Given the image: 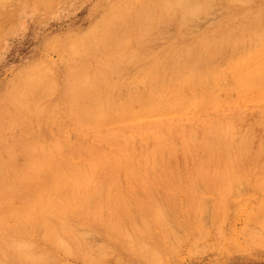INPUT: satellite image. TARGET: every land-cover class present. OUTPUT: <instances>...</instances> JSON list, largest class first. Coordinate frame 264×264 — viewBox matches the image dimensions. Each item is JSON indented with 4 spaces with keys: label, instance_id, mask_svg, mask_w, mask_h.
I'll list each match as a JSON object with an SVG mask.
<instances>
[{
    "label": "rangeland",
    "instance_id": "rangeland-1",
    "mask_svg": "<svg viewBox=\"0 0 264 264\" xmlns=\"http://www.w3.org/2000/svg\"><path fill=\"white\" fill-rule=\"evenodd\" d=\"M145 1L0 0V109L2 110H0V176L4 173L0 177V181L2 182H0V203L7 202L13 204L14 202L17 205L28 198V196L24 195H29L35 191V187L33 186L41 183L51 185L54 182V175H48L47 170L41 171L38 168V163L43 159V162L49 167L59 166L66 169H75L79 173L77 176H80L79 180L81 181H79L80 185L78 184L76 185L77 187H74V191L71 192V188L66 189L67 191L64 192L59 203L56 205L57 208L55 206L56 209L54 205L51 206L53 214L50 209L47 214V217L52 219L51 221L46 217L47 220H44L38 212H35L32 216L33 220H24L21 223L19 220H15V223L14 219H8L0 225L1 264H39V257L42 260L45 258L42 264H62L61 262L64 263V261V264H102V262L103 264H264V141L261 142V140H264V0H210V4L204 0H194L188 2V4L187 2L180 3L181 5L177 4L168 15L164 13L165 7H161V0H154L156 3L153 0H147L146 3ZM144 4L145 7H143ZM132 7L133 9H131ZM159 16L161 18L155 19ZM116 17H119V19ZM254 18L256 20L258 18V22ZM210 19H214V22ZM247 21L249 24H247ZM140 24L144 25L143 28ZM207 24L210 25L207 26ZM201 27L203 28L201 29ZM170 34L176 37H170ZM251 37H253V40ZM154 38L158 40L157 44ZM205 38L207 41L204 40ZM247 38H249L250 43L246 40ZM105 44L106 47H104ZM132 44L133 47L131 46ZM121 47H127L126 49L130 51H135L136 49L140 51L137 58H128V62L126 61L127 66L124 70L115 75H108L114 90L112 89L108 95L106 93L102 96V103L104 105H107V102L109 103L108 105L122 104L131 96H140L138 97V102H136L139 104V102H145L147 96L152 93L151 91L159 95L169 93V88L163 84L164 79L170 75L171 68L179 61L178 63H190L180 81L186 80L188 73L203 71V75L197 83L185 86L179 91L180 95L185 99V106L183 105L172 113L151 115L141 112L136 117L123 119L109 115L113 111H110L109 107H106L105 112L108 115L105 118L106 120L94 118L91 115L95 111L94 103L86 96L84 86L77 81V76L84 74V76H80L82 79L101 74L107 67L106 58L109 55L115 56L117 53L115 52L117 51L116 48ZM157 47H160V49L158 50ZM145 54H147V58L143 57ZM143 65L146 66L144 67ZM130 66H132L131 69ZM119 74L121 75L119 76ZM247 76L252 79L249 86L242 83V80L246 79ZM41 77L47 84L46 88L41 89V91L39 88V91L43 94H40L38 91V86L43 83ZM33 78H37L38 81L40 80L39 85L35 87L38 92L34 88H31L30 80ZM48 83L51 84L49 85ZM45 85L43 84V87ZM40 86L42 87V85ZM48 88L50 91H48ZM50 88L55 90L52 91ZM44 89H46V92H43L45 91ZM128 91L132 94L130 95ZM35 92H37L36 96ZM118 94L121 95V99ZM82 95L84 96L82 97ZM39 96L41 100L43 99L41 103L38 102V100L40 101ZM25 99L29 102L26 103ZM29 103L32 105H28ZM35 106H39L37 108L39 113L36 111ZM190 106L192 109L189 108ZM40 115L41 120L39 119ZM211 116L213 120L210 118ZM30 117H33L31 121ZM252 120L255 124H253ZM40 121L41 124L39 123ZM243 122H245V125ZM206 123L209 125L207 126ZM168 126L169 128H167ZM144 128L146 131H144ZM224 129H227L230 135L234 136V139L236 138L235 140L245 142L246 150L240 148L238 150L236 145L224 150L220 135ZM32 132L34 135H32ZM211 132H213L214 136ZM172 136L174 138L171 140ZM188 139H190L191 143ZM216 139H218L221 146L215 152L210 151ZM254 139L255 141L253 142ZM123 140L129 142V145ZM145 146H147V149H145ZM142 147H144L145 151ZM176 147L178 150L175 149ZM260 148L263 149L262 154ZM91 149L92 151H90ZM176 150L179 152L176 153ZM140 151H144V153ZM164 151L169 153H163ZM222 151H224V154H221ZM230 151L233 155H230ZM240 151L243 152L242 156ZM112 153L119 158V165H113L107 159V155ZM198 153L201 154L199 155ZM167 154L171 158V161L170 158H167ZM214 154L216 155L214 156ZM201 156L203 161L201 160ZM226 157L227 159H225ZM82 161L86 166L82 164ZM178 163H180V169L178 168ZM134 164L135 167L133 168ZM154 165L156 166L155 169ZM32 166L33 168H31ZM119 166L124 168H120ZM128 167L130 168L128 169ZM118 168H120V171ZM226 168L235 173H233L232 177L240 178L241 181L236 178L231 179V175L229 178L228 175H212L213 172L220 174ZM234 168L235 170H233ZM19 169L22 171L20 172ZM132 169L136 170V174L132 173L135 172ZM156 169H159L157 170L158 172H155ZM29 170L33 171L30 172L31 175L29 174ZM23 171L24 173L22 174ZM83 172H86L84 174L85 178L82 177ZM132 174H135V176ZM6 178L7 181L5 180ZM109 178L113 181L112 184L109 182ZM227 179H230V181ZM39 180L42 182L40 183ZM235 180L238 185L234 183ZM32 181L36 182L35 185ZM20 182L22 185H20ZM68 183L67 181L66 185ZM232 183H234V186ZM7 186L12 190L8 189ZM119 188L122 190L120 191ZM1 189H3L2 192ZM16 192H20L18 193L19 196ZM10 193L13 195L10 196ZM157 195H160V197L158 198ZM72 199L74 202H72ZM157 199L158 201H156ZM107 201L110 203L108 204ZM99 202L101 203L100 205ZM203 204H205L204 207L202 206ZM206 207L208 210H205ZM131 210L133 215H131ZM205 211L209 213H205ZM50 212L52 217L49 214ZM56 212L57 214H55ZM206 214L209 215L207 216ZM205 218L207 219L206 222L204 221ZM140 219L142 223L139 221ZM53 220H56V222ZM202 220L205 226L202 224ZM62 222L65 226L62 225ZM22 223L24 225H21ZM66 223L69 224L72 230L68 228L69 226ZM41 224L45 228H42ZM176 226L182 231L177 229ZM80 227L82 228L79 229ZM55 228L59 239L61 237V239L66 241L63 240L64 244L61 240L58 242V237L53 233L55 232ZM40 229H42L41 232L38 231ZM42 231L45 235L42 234ZM173 234L176 238L174 236L172 238ZM135 236L139 239L137 240ZM76 238H78V241ZM135 238L137 241H135ZM51 239L57 240V242ZM2 240L5 241L3 242ZM19 241L27 245V241L35 244L29 243L30 248L26 247V249L30 252L26 253V249H23L25 247L20 248V245L23 246V244L19 243ZM131 241H135L136 243L132 245ZM138 241L144 242L140 245L148 243L147 251L145 245L142 246L145 252L142 251L143 249L139 246ZM177 242L180 243L178 244ZM54 243L55 245H53ZM65 243L68 245H65ZM16 244L19 247L17 249L15 247ZM80 244L86 245L82 246V248ZM63 245L65 248H68H63ZM13 247L15 248L13 249ZM148 247L150 250H148ZM85 248L90 250L87 251ZM15 249L17 252H15ZM35 250L36 254L32 255L31 260L28 259V257H31L32 251L35 253ZM101 251H106V255L103 253L106 259L102 256ZM97 252L98 254L101 253L99 255L102 256L97 260L100 261L102 259L100 263L95 260L98 259L95 258L98 255ZM112 252L114 253L113 255ZM118 252L119 254H116ZM94 254L97 255L95 256ZM141 254H146V256L144 257ZM147 255L151 257L149 258ZM48 257L49 260H53L49 261ZM25 260H29L30 262H26ZM48 261L51 263H48Z\"/></svg>",
    "mask_w": 264,
    "mask_h": 264
},
{
    "label": "bare ground",
    "instance_id": "bare-ground-1",
    "mask_svg": "<svg viewBox=\"0 0 264 264\" xmlns=\"http://www.w3.org/2000/svg\"><path fill=\"white\" fill-rule=\"evenodd\" d=\"M150 1V0H149ZM154 1V0H153ZM162 1V3H161V7L162 6H164L165 7V11H164V13H166L167 15L168 14H170L171 13V11H172V9L177 5V4H182V3H186L187 2V4H188V2H191V1H194V0H161ZM198 1V0H197ZM204 1H207V3L209 2V4H210V0H204ZM226 1H232V0H226ZM245 1V0H244ZM147 2V0L145 1V3ZM155 2V1H154ZM156 3V2H155ZM158 3V2H157ZM192 3H195V2H192ZM204 3V2H203ZM229 3V2H228ZM236 3V2H235ZM159 4V3H158ZM180 4V5H181ZM205 4V3H204ZM230 4V3H229ZM236 4H238V3H236ZM154 5V4H153ZM193 5V4H192ZM191 5V6H192ZM206 5V4H205ZM233 5H235V4H233ZM246 5V4H245ZM133 6V5H132ZM143 6V5H142ZM147 6V5H146ZM152 6V5H151ZM160 6V5H159ZM185 6H187V5H185ZM203 6V5H202ZM240 6V5H239ZM124 7V6H123ZM143 7H145V4H144V6ZM157 7V6H156ZM160 7V8H161ZM184 7V6H183ZM195 7V6H194ZM196 7H198V6H196ZM210 7H211V5H210ZM209 7V8H210ZM229 7V6H228ZM234 7V6H233ZM148 8V7H147ZM152 8V7H151ZM159 8V7H158ZM199 8H200V6H199ZM204 9H205V7H203ZM227 8V7H226ZM237 8V7H236ZM243 8V7H242ZM1 9V8H0ZM131 9H133V7L131 8ZM184 9H186V8H184ZM232 9V8H231ZM262 9H263V7H262ZM175 10V9H174ZM192 10V9H191ZM197 10V9H196ZM206 10H208V9H206ZM229 10V9H228ZM235 10V9H234ZM237 10H239V9H237ZM260 10V9H259ZM144 11V10H143ZM145 11H146V8H145ZM149 11V10H148ZM157 11V10H156ZM161 11H162V9H161ZM176 11H178V10H176ZM190 11V10H189ZM201 11H202V9H201ZM225 11V10H224ZM231 11V10H230ZM229 11V12H230ZM261 11V10H260ZM263 11V10H262ZM159 12V11H158ZM163 12V11H162ZM186 12V11H185ZM228 12V13H229ZM232 12V11H231ZM239 12V11H238ZM141 13V12H140ZM152 13H153V11H152ZM189 13V12H188ZM193 13H195V12H193ZM205 14H206V12H204ZM220 13V12H219ZM256 13V12H255ZM258 13V12H257ZM177 14V13H176ZM186 14V13H185ZM191 14V13H190ZM208 14V13H207ZM217 14V13H216ZM215 14V15H216ZM234 14V13H233ZM253 14V13H252ZM251 14V15H252ZM115 15V14H114ZM146 15V14H145ZM159 15H161V14H159ZM182 15V14H181ZM196 16H198L197 14H195ZM214 15V16H215ZM221 15V14H220ZM231 15V14H230ZM236 15V14H235ZM257 15V14H256ZM262 15V14H261ZM116 16V15H115ZM129 16H131V15H129ZM143 16H144V13H143ZM152 16H154V15H152ZM171 16V15H170ZM177 16V15H176ZM259 16V15H258ZM122 17V16H121ZM191 17H193L192 15H191ZM195 17V16H194ZM224 17V16H223ZM116 18H118L119 19V17H116ZM139 18H141V17H139ZM144 18V17H143ZM150 18V17H149ZM148 18V19H149ZM159 18H161V16H159V17H157V18H155V19H159ZM226 18V17H225ZM227 18H229V17H227ZM136 19V18H135ZM154 19V18H153ZM184 19V18H183ZM187 19V18H186ZM185 19V20H186ZM96 20V19H95ZM116 20V19H115ZM137 20V19H136ZM163 20V19H162ZM210 20H212V19H210ZM209 20V21H210ZM214 20V19H213ZM212 20V21H213ZM224 20V19H223ZM240 20V19H239ZM254 20H256V18H254ZM257 20H259L258 18H257ZM256 20V21H257ZM261 20V19H260ZM123 21V20H122ZM132 21V20H131ZM135 21V20H134ZM143 21V20H142ZM148 21V20H147ZM184 21V20H183ZM125 22V21H124ZM214 22V21H213ZM220 22V21H219ZM245 22V21H244ZM244 22H242V23H244ZM248 22V21H247ZM246 22V23H247ZM258 22V21H257ZM120 23H121V21H120ZM126 23V22H125ZM210 23V22H209ZM245 23V24H246ZM237 24V23H236ZM247 24H249V22L247 23ZM256 24V23H255ZM90 25V24H89ZM88 25V26H89ZM126 25V24H125ZM141 25V24H140ZM152 25V24H151ZM158 25V24H157ZM206 25V24H205ZM208 25H210V24H207V26ZM240 25V24H239ZM144 26V25H143ZM143 26L141 25V27L143 28ZM121 27H123V26H121ZM135 27V26H134ZM140 27V26H139ZM155 27V26H154ZM200 27V26H199ZM254 27H256L255 25H254ZM203 27H201V29H202ZM231 28H232V26H231ZM230 28V29H231ZM242 28V27H241ZM263 28H264V26H263ZM140 29V28H139ZM233 29V28H232ZM261 29V28H260ZM237 30V29H236ZM264 31V30H263ZM127 32V31H126ZM149 32V31H148ZM188 32V31H187ZM190 32V31H189ZM192 32V31H191ZM142 33V32H141ZM166 33V32H165ZM176 33V32H175ZM121 34H122V32H121ZM124 34V33H123ZM129 34V33H128ZM139 34H140V32H139ZM185 34V33H184ZM188 34V33H187ZM89 35V34H88ZM145 35V34H144ZM169 35V34H168ZM172 34H170V37H173V36H175V35H172ZM235 35V34H234ZM128 36V35H127ZM139 36V35H138ZM128 37H130V36H128ZM147 37V36H146ZM150 37H152L151 35H150ZM149 37V38H150ZM156 37H157V35H156ZM176 37V36H175ZM184 37V36H183ZM92 38H93V36H92ZM162 38V37H161ZM167 38V37H166ZM232 38V37H231ZM235 38V37H234ZM252 38V40H253V37H251ZM259 38H260V36H259ZM97 39V38H96ZM108 39H110V38H108ZM125 39V38H124ZM129 39V38H128ZM133 39H135V37H133ZM143 39H144V37H143ZM143 39H141L142 41H143ZM155 39V38H154ZM158 39H159V37H158ZM165 39V38H164ZM176 39V38H175ZM255 39V38H254ZM119 40V39H118ZM167 40V39H166ZM168 40H170V39H168ZM174 40V39H173ZM204 40H206L207 41V39L205 38ZM246 40H248V42H249V38H247ZM246 40H245V44H246ZM251 40V41H252ZM257 40H259V39H257ZM155 41H157V42H155L156 44L158 43V40L157 39H155ZM161 41V40H160ZM165 41V40H164ZM261 41V40H260ZM259 41V42H260ZM97 42V41H96ZM125 42V41H124ZM126 42H127V40H126ZM147 42V41H146ZM145 42V43H146ZM150 42V41H149ZM167 42V41H166ZM204 42V41H203ZM211 42V41H210ZM255 42V41H254ZM262 42V41H261ZM128 43V42H127ZM130 43V42H129ZM132 43V42H131ZM137 43H138V41H137ZM140 43H143V42H140ZM150 43H152V42H150ZM154 43V44H155ZM165 43V42H164ZM250 43V42H249ZM91 44V43H90ZM148 44V43H147ZM161 44V43H160ZM212 44V43H211ZM238 44H239V42H238ZM256 44V43H255ZM114 45V44H113ZM119 45V44H118ZM117 45V46H118ZM137 45V44H136ZM149 45V44H148ZM152 45V44H151ZM164 45V44H163ZM222 45V44H221ZM98 46V45H97ZM132 47H133V44L131 45ZM253 46V45H252ZM256 46H257V44H256ZM104 47H106V44H105V46ZM115 47V46H114ZM119 47V46H118ZM130 47V46H129ZM132 47H130V48H132ZM137 47V46H136ZM135 47V48H136ZM153 47H155V46H153ZM187 47V46H186ZM205 47V46H204ZM241 47H243V46H241ZM103 48V47H102ZM127 48V47H126ZM125 47H121V48H116V50L117 51H115V52H117L116 54H115V56H112V55H109L108 56V58H106L107 60H106V65H107V67H106V70H103V72H101V74H96V75H94L93 77H87V78H82L81 79V77L82 76H84V74L80 77L79 75L77 76V81H79L80 83H82L83 84V86H84V91L86 92V96L94 103V108H95V111L91 114L94 118H98L99 120H106L105 118L106 117H108V115L106 114V112H105V109H106V107H109V110L110 111H113V113L112 114H109V115H112V116H114V117H116V118H120V119H123V118H130V117H136L139 113H141V112H144V113H147V114H151V115H154V114H159V113H172V112H175V111H177L180 107H182L184 104H185V99H184V97L183 96H181L180 95V93H179V91L181 90V88H183V87H185V86H191V85H193V84H195V83H197L199 80H200V78L202 77V75H203V71H198V72H193V73H188L187 74V78H186V80H182V81H180V79L184 76V74H185V70H186V68L190 65V63H184V62H180V63H175V65H173V67L171 68V73H170V75L169 76H167L165 79H164V85L166 86V87H168L169 89H168V91H169V93H166V94H161V95H159V94H156V93H154L153 91H151L152 93L149 95V96H147V98H146V100H145V102L144 103H142V102H139V104H137L136 102H138V97H140V96H138V97H130L127 101H125L124 103H122V104H112V105H108L109 103L107 102V105H104L103 103H102V96H104L106 93H107V95H108V93L113 89L114 90V88H113V85H112V83L110 82V78L108 77V75H115V74H117V73H119L120 71H122V70H124L125 69V67L127 66L126 65V61L128 60V58L130 57V58H132V59H134V58H137V55H138V53H139V49H136L135 51H130V50H128V49H126ZM158 48V50L160 49V47H157ZM161 48H163V47H161ZM210 48V47H209ZM238 48V47H237ZM244 48H245V46H244ZM96 49H97V47H96ZM149 49V48H148ZM188 49V48H187ZM202 49V48H201ZM227 49V48H226ZM225 49V50H226ZM243 49V48H242ZM246 49V48H245ZM94 50V49H93ZM98 50V49H97ZM102 50V49H101ZM108 50V49H107ZM152 50V49H151ZM195 50H196V47H195ZM96 51V50H95ZM145 51V50H144ZM244 51V50H243ZM98 52V51H97ZM102 52V51H101ZM101 52H99V53H101ZM104 52V51H103ZM114 52V51H113ZM142 52V51H141ZM147 52V51H146ZM130 53H131V55H130ZM144 53V52H143ZM152 53V52H151ZM104 54V53H103ZM196 54V53H195ZM234 54V53H233ZM99 55V54H98ZM142 55V54H141ZM146 55L147 54H145V55H143V57L145 56L146 57ZM226 55V54H225ZM228 55V54H227ZM94 56H95V54H94ZM93 56V57H94ZM105 56V55H104ZM150 56V55H149ZM215 56V55H214ZM99 57V56H98ZM141 57V56H140ZM147 58V57H146ZM179 58V57H178ZM199 58V57H198ZM219 58V57H218ZM222 59H223V57H222ZM35 60V59H34ZM105 60V59H104ZM138 60V59H137ZM214 60V59H213ZM39 61V60H38ZM136 61V60H135ZM170 61V60H169ZM220 61V60H219ZM36 62V61H35ZM101 62V61H100ZM128 62V61H127ZM198 63V62H197ZM197 63H195V64H197ZM213 63V62H212ZM218 63V62H217ZM130 64V63H129ZM144 64V63H143ZM105 65V64H104ZM131 65V64H130ZM134 65V64H133ZM141 65V64H140ZM34 66V65H33ZM55 66V65H54ZM144 66V65H143ZM146 66V65H145ZM144 66V67H145ZM204 66V65H203ZM74 67H76V66H74ZM131 67L132 66H130V69H131ZM163 67V66H162ZM26 68V67H25ZM161 68V67H160ZM156 69V68H155ZM162 69V68H161ZM70 70V69H69ZM166 71V70H165ZM83 72V71H82ZM123 72H125V71H123ZM210 72V71H209ZM73 73V72H72ZM46 74V73H45ZM122 74V73H121ZM121 74H119V76L121 75ZM35 75V74H34ZM69 75H71V74H69ZM88 75V74H87ZM127 75V74H126ZM163 75V74H162ZM166 75V74H165ZM207 75V74H206ZM31 76V75H30ZM54 76V75H53ZM35 77V76H34ZM38 77V76H37ZM52 77V76H51ZM56 77V76H55ZM124 77H126V76H124ZM47 78V77H46ZM130 78V77H129ZM226 78V77H225ZM29 79V78H28ZM40 79V78H39ZM41 79H42V77H41ZM55 79V78H54ZM115 79V78H114ZM158 79V78H157ZM43 80V79H42ZM67 80V79H66ZM113 80V79H112ZM111 80V81H112ZM151 80V79H150ZM149 80V81H150ZM251 80L252 79H250V77L249 76H247V78L246 79H243L242 80V83L244 84V85H246V86H249V85H251ZM40 81V80H39ZM39 81H38V79L37 78H33V79H31L30 80V83H31V88L33 89H35V87H37L38 85H39ZM56 81V80H55ZM114 81V80H113ZM121 81V80H120ZM119 81V82H120ZM43 83L42 84H40V85H42V87L39 85L38 86V91H39V88H40V91H41V89H43V88H46V86H47V84L45 83V80H43L42 81ZM46 82H47V79H46ZM156 82V81H155ZM13 83V82H12ZM162 83V82H161ZM43 84L45 85L44 87H43ZM49 84V83H48ZM51 84V83H50ZM49 84V85H50ZM53 84V83H52ZM114 84V83H113ZM116 84V83H115ZM119 84V83H118ZM125 84V83H124ZM220 84H221V82H220ZM15 85V84H14ZM80 85V84H79ZM135 85V84H134ZM137 85V84H136ZM157 85H159V84H157ZM116 86V85H115ZM125 86V85H124ZM131 86V85H130ZM129 86V87H130ZM152 86V85H151ZM51 87H52V85H51ZM65 87V86H64ZM122 87H123V85H122ZM128 87V88H129ZM136 87V86H135ZM135 87H133V88H135ZM56 88V87H55ZM27 89V88H26ZM51 89V88H50ZM65 89V88H64ZM121 89V88H120ZM145 89V88H144ZM36 90V89H35ZM45 91H43V92H46V89H44ZM52 90V89H51ZM53 90H55V89H53ZM52 90V91H53ZM116 90V89H115ZM158 90V89H157ZM184 90V89H183ZM37 91V90H36ZM37 91V92H38ZM39 91V92H40ZM48 91H50L49 90V88H48ZM118 91V90H117ZM136 91H138V90H136ZM141 91V90H140ZM37 92H35V96H36V93ZM68 92V91H67ZM84 92V93H85ZM129 92V91H128ZM144 92V91H143ZM157 92V91H156ZM3 93V92H2ZM42 92H40V94H41ZM52 93V92H51ZM119 93V92H118ZM130 93V95L132 94L131 92H129ZM149 93V92H148ZM160 93V92H159ZM17 94H19V93H17ZM23 94V93H22ZM43 94V93H42ZM53 94H54V92H53ZM144 94V93H143ZM185 94V93H184ZM2 95V94H1ZM20 95H21V93H20ZM34 95V94H33ZM57 95V94H56ZM115 95V94H114ZM118 95H120V94H118ZM41 96V95H40ZM38 97L39 99L41 98V97ZM84 95H82V97H83ZM129 96V95H128ZM197 96V95H196ZM20 97V96H19ZM45 97V96H44ZM119 97V96H118ZM47 98V97H46ZM114 98V97H113ZM126 98V97H125ZM189 98H190V96H189ZM26 99H28V98H26ZM26 99L24 100V101H26ZM45 99V98H44ZM112 99V98H111ZM115 99H117L116 97H115ZM120 99H121V95H120ZM29 100V99H28ZM34 100V99H33ZM43 100V99H42ZM41 99H40V101L38 100V102L39 103H41V101H42ZM126 100V99H125ZM140 100V99H139ZM29 101H31V100H29ZM28 101V102H29ZM108 101V100H107ZM116 101V100H115ZM122 101V100H121ZM124 101V100H123ZM27 101H26V103H28ZM113 102V101H112ZM32 103H33V101H32ZM37 103V102H36ZM56 103V102H55ZM222 103V102H221ZM35 104V103H34ZM28 105H32L31 103H29ZM38 105V104H37ZM187 105H189V104H187ZM241 105V104H240ZM185 106V105H184ZM214 106V105H213ZM6 107H8V106H6ZM24 107V106H23ZM26 107V106H25ZM36 107V111L38 112V110H37V108L39 107V106H35ZM79 107V106H78ZM30 108V107H29ZM34 108V107H33ZM42 108V107H41ZM188 108V107H187ZM189 108H191V106L189 107ZM10 109V108H9ZM14 109H16L15 107H14ZM75 109H77V108H75ZM182 109V108H181ZM192 109V108H191ZM191 109H189V110H191ZM244 109V108H243ZM1 110V109H0ZM19 110V109H18ZM17 110V111H18ZM41 110V109H40ZM39 110V111H40ZM215 110V109H214ZM228 110V109H227ZM2 111V110H1ZM17 111H16V113H17ZM229 111V110H228ZM241 111V110H240ZM246 111V110H245ZM6 112H7V110H6ZM33 112V111H32ZM31 112V113H32ZM34 112H35V110H34ZM227 112V111H226ZM234 112V111H233ZM242 112V111H241ZM15 113V112H14ZM36 113V112H35ZM34 113V114H35ZM39 113V112H38ZM239 113V112H238ZM201 114V113H200ZM209 114V113H208ZM219 114V113H218ZM18 116H19V114H17ZM37 115V114H36ZM90 115V116H91ZM232 115V114H231ZM206 116V115H205ZM220 116V115H219ZM238 116V115H237ZM240 116H242V115H240ZM249 116H250V114H249ZM254 116V115H253ZM27 117V116H26ZM40 117H41V115L39 116V119H40ZM204 117V116H203ZM225 117V116H224ZM228 117H231V116H228ZM28 118V117H27ZM58 118V117H57ZM173 118V117H172ZM182 118V117H181ZM210 118H212V116L210 117ZM216 118V117H215ZM219 118V117H218ZM222 118V117H221ZM33 119V117H30V121ZM38 119V120H39ZM60 119V118H59ZM178 119V118H177ZM223 119V118H222ZM230 119V118H229ZM241 119V118H240ZM245 119V118H244ZM26 120V119H25ZM29 120V119H28ZM41 120V119H40ZM183 120V119H182ZM212 120H213V118H212ZM228 120V119H227ZM235 120V119H234ZM239 120V119H238ZM246 120H248V119H246ZM46 121V120H45ZM163 121V120H162ZM205 121V120H204ZM249 121V120H248ZM258 121V120H257ZM261 121V120H260ZM29 122V121H28ZM160 122V121H159ZM214 122H215V119H214ZM252 122H253V120H252ZM251 122V123H252ZM40 124H41V121L39 122ZM53 123V122H52ZM127 123V122H126ZM182 123V122H181ZM190 123V122H189ZM201 123V122H200ZM208 123V122H207ZM206 123V124H207ZM213 123V122H212ZM237 123H238V121H237ZM244 123V125H245V122H243ZM257 123V122H256ZM54 124V123H53ZM130 124V123H129ZM134 124V123H133ZM132 124V125H133ZM179 124V123H178ZM215 124V123H214ZM232 124V123H231ZM236 124V123H235ZM242 124V123H241ZM248 124H249V122H248ZM253 124H255L254 122H253ZM33 125V124H32ZM39 125V124H38ZM45 125H46V123H45ZM57 125V124H56ZM116 125V124H115ZM118 125V124H117ZM120 125V124H119ZM166 125V124H165ZM171 125V124H170ZM202 125V124H201ZM204 125V124H203ZM209 124H207V126H208ZM226 125V124H225ZM39 126H41V125H39ZM175 126V125H174ZM182 126V125H181ZM205 126V125H204ZM243 126V125H242ZM258 126V125H257ZM38 127V126H37ZM117 127H120V126H117ZM146 128V127H145ZM145 128H144V131H146L145 130ZM165 128V127H164ZM167 128H169V126L167 127ZM194 128V127H193ZM196 128V127H195ZM203 128V127H202ZM225 128H227V127H225ZM244 128V127H243ZM242 128V129H243ZM258 128H259V126H258ZM129 129V128H128ZM158 129V128H157ZM172 129V128H171ZM175 129V128H174ZM217 129H218V127H217ZM254 129H257V128H254ZM33 130V129H32ZM34 130H35V128H34ZM40 130V129H39ZM55 130V129H54ZM60 130V129H59ZM204 130H206V129H204ZM22 131V130H21ZM30 131V130H29ZM53 131V130H52ZM161 131H162V129H161ZM164 131V130H163ZM166 131H168V130H166ZM191 131V130H190ZM207 131V130H206ZM212 131V130H211ZM231 131V130H230ZM233 131H234V129H233ZM237 131V130H236ZM240 131V130H239ZM245 131V130H244ZM258 131H259V129H258ZM28 132V131H27ZM33 132H35V131H33ZM32 132V133H33ZM40 132V131H39ZM118 132V131H117ZM151 132V131H150ZM157 132V131H156ZM184 132V131H183ZM198 132V131H197ZM113 133V132H112ZM123 133H124V131H123ZM158 133V132H157ZM181 133V132H180ZM186 133V132H185ZM187 133H188V129H187ZM203 133V132H202ZM215 133V132H214ZM242 133V132H241ZM259 133V132H258ZM24 134V133H23ZM30 134H31V132L29 133V136H30ZM144 134V133H143ZM183 134V133H182ZM192 134V133H191ZM211 134L213 135V132H211ZM262 134V133H261ZM32 135H34V133L32 134ZM106 135V134H105ZM146 135V134H145ZM150 135V134H149ZM158 135V134H157ZM165 135H166V132H165ZM188 135V134H187ZM206 135V134H205ZM216 135V134H215ZM221 138H222V146L225 148L224 150H226V149H228V148H232L233 146H237L238 147V150H239V148L240 149H245V142H242V141H237V140H235L233 137L234 136H232V135H230V133L228 132V130L227 129H224V131L223 132H221ZM245 135V134H244ZM12 136V135H11ZM29 136H28V138H29ZM51 136V135H50ZM56 136V135H55ZM70 136V135H69ZM168 136V135H167ZM166 136V137H167ZM192 136V135H191ZM214 136V135H213ZM241 136V135H240ZM252 136V135H251ZM257 136V135H256ZM260 136V135H259ZM263 136V135H262ZM27 137V136H26ZM111 137H112V135H111ZM119 137V136H118ZM155 137V136H154ZM157 137V136H156ZM169 137V136H168ZM194 137V136H193ZM202 137V136H201ZM207 137H208V135H207ZM212 137V136H211ZM239 137V136H238ZM248 137H249V135H248ZM51 138V137H50ZM121 138V137H120ZM123 138V137H122ZM125 138V137H124ZM133 138V137H132ZM139 138V137H138ZM147 138V137H146ZM174 137L172 136V138H171V140L173 139ZM183 138H184V136H183ZM246 138V137H245ZM15 139V138H14ZM106 139V138H105ZM115 139V138H114ZM131 139V138H130ZM165 139H167V138H165ZM208 139V138H207ZM240 139V138H239ZM251 139V138H250ZM256 139V138H255ZM255 139L253 140V142L255 141ZM258 139L260 140V138L258 137ZM263 139V138H262ZM5 140V139H4ZM16 140V139H15ZM29 140V139H28ZM51 140V139H50ZM56 140H59V139H56ZM70 140V139H69ZM98 140V139H97ZM120 140V139H119ZM136 140V139H135ZM181 140V139H180ZM185 140V139H184ZM189 141H190V139H188ZM192 140H194V139H192ZM202 140H204V139H202ZM215 140V139H214ZM213 140V141H214ZM221 140V139H220ZM244 140H246V139H244ZM249 140V139H248ZM248 140H247V142H248ZM106 141V140H105ZM114 141V140H113ZM123 141H125L126 143H128V145H129V142H127L126 140H123ZM144 141V140H143ZM167 141V140H166ZM196 141V140H195ZM210 141V140H209ZM264 140H261V142H263ZM5 142V141H4ZM42 142V141H41ZM73 142V141H72ZM108 142V141H107ZM136 142V141H135ZM135 142H134V144H135ZM183 142V141H182ZM5 143H7V142H5ZM55 143V142H54ZM106 143V142H105ZM112 143V142H111ZM116 143V142H115ZM140 143H141V140H140ZM190 143H191V141H190ZM203 143H205V142H203ZM256 143H257V141H256ZM57 144V143H56ZM59 144V143H58ZM61 144V143H60ZM66 144H68V143H66ZM117 144V143H116ZM147 144H148V142H147ZM175 144V143H174ZM247 144V143H246ZM263 144H264V142H263ZM18 145H20V144H18ZM65 145V144H64ZM63 145V146H64ZM93 145V144H92ZM97 145V144H96ZM118 145V144H117ZM127 145V146H128ZM132 145V144H131ZM169 145H170V143H169ZM173 145V144H172ZM176 145V144H175ZM194 145H195V142H194ZM201 145V144H200ZM206 145H208V144H206ZM209 145H210V143H209ZM253 145V144H252ZM41 146V145H40ZM94 146V145H93ZM112 146V145H111ZM138 146V145H137ZM142 146H143V144H142ZM148 146V145H147ZM147 146H145V149H147ZM154 146V145H153ZM174 146V145H173ZM182 146V145H181ZM193 146V145H192ZM203 146V145H202ZM221 145H220V142L218 141V139H216V141L215 142H213V144H212V146H211V148H210V151H216V149H218L219 147H220ZM247 146V145H246ZM248 146H250V144H248ZM44 147H45V144H44ZM43 147V148H44ZM48 147H50V146H48ZM59 147H60V145H59ZM102 147H104V146H102ZM134 147H136V146H134ZM166 147H167V145H166ZM177 147H178V145H177ZM175 148V149H177L178 150V148ZM191 147V146H190ZM194 147V146H193ZM193 147H191V148H193ZM251 147V146H250ZM33 148H35V147H33ZM78 148V147H77ZM129 148V147H128ZM143 149H144V147H142ZM159 148V147H158ZM208 148V147H207ZM62 149V148H61ZM79 149V148H78ZM82 149V148H81ZM105 149V148H104ZM110 150H111V148H109ZM141 149V148H140ZM145 149H144V151H145ZM151 149V148H150ZM161 149H162V147H161ZM160 149V150H161ZM167 149H169V148H167ZM186 149V148H185ZM188 149V148H187ZM205 149V148H204ZM209 149V148H208ZM207 149V150H208ZM257 149V148H256ZM261 150V154H262V150L264 149V147H263V149L262 148H260ZM36 150V149H35ZM60 150V149H59ZM58 150V151H59ZM80 150V149H79ZM106 150V149H105ZM104 150V151H105ZM134 150V149H133ZM137 150H138V148H137ZM156 150V149H155ZM172 150V149H171ZM173 150H174V147H173ZM176 150V153H178L179 151H177ZM191 150V149H190ZM233 150V149H232ZM235 150H236V148H235ZM246 150V149H245ZM249 150V149H248ZM23 151V150H22ZM90 151H92V149L90 150ZM97 151V150H96ZM95 151V152H96ZM112 151V150H111ZM118 151V150H117ZM122 151V150H121ZM130 151V150H129ZM139 151V150H138ZM138 151H137V153H138ZM144 151H140L141 153H144ZM170 151V150H169ZM196 151V150H195ZM220 151V150H219ZM257 151V150H256ZM25 152V151H24ZM23 152V153H24ZM44 152H45V149H44ZM48 152V151H47ZM115 152V151H114ZM157 152V151H156ZM167 152V151H166ZM165 151L163 152V153H166ZM171 152V151H170ZM183 152H185V151H183ZM201 152H202V150H201ZM241 152V151H240ZM255 152V151H254ZM11 153V152H10ZM96 153H98V152H96ZM128 154H129V152H127ZM130 153H131V151H130ZM136 153V154H137ZM162 153V154H163ZM167 153H169V152H167ZM190 153V152H189ZM212 153V152H211ZM210 153V154H211ZM218 153V152H217ZM242 154H241V156L243 155V152H241ZM247 153H248V151H247ZM256 153V152H255ZM9 154V153H8ZM26 154V153H25ZM120 154V153H119ZM146 154V153H145ZM172 154V153H171ZM199 154V153H198ZM201 154V153H200ZM199 154V155H200ZM221 154H224V151H222V153ZM233 155V153H231V151H230V155ZM261 154H260V156H261ZM37 155V154H36ZM35 155V156H36ZM88 155V154H87ZM91 155V154H90ZM98 155V154H97ZM206 155V154H205ZM216 154H214V156H215ZM219 155H220V153H219ZM226 155V154H225ZM224 155V156H225ZM25 156V155H24ZM99 156V155H98ZM108 157H107V159L109 160V162L111 163V164H113V165H116V164H118L119 163V158L117 157V155H115V154H110V155H107ZM119 156H121V155H119ZM160 156V155H159ZM163 157H164V155H162ZM167 156H168V154H167ZM171 156V155H170ZM187 156V155H186ZM207 156V155H206ZM258 156V155H257ZM259 156V157H260ZM263 156V155H262ZM88 157H90V156H88ZM87 157V158H88ZM129 157V156H128ZM132 157H134L133 155H132ZM172 157V156H171ZM175 157H176V155H175ZM200 157V156H199ZM204 157V156H203ZM208 157V156H207ZM210 157H211V155H210ZM218 157V156H217ZM235 158H236V156H234ZM31 158V157H30ZM44 158H46V157H44ZM94 158V157H93ZM102 158V157H101ZM129 158H131V157H129ZM168 159L170 158L169 156L167 157ZM178 158H179V155H178ZM187 158V157H186ZM189 158V157H188ZM223 158V157H222ZM241 158V157H240ZM36 159H38V158H36ZM52 159V158H51ZM70 159V158H69ZM100 159V158H99ZM134 159V158H133ZM136 159H137V157H136ZM139 159V158H138ZM147 159H149V158H147ZM155 159H157V158H155ZM203 159H205V158H203ZM219 159H220V157H219ZM225 159H227V157L225 158ZM261 159H263V157H261ZM44 160V159H43ZM43 160L42 161H40L39 163H38V168L42 171V170H47V173H48V175H54V182L51 184V185H47V184H42L41 182V180H39L40 181V183L41 184H38V185H35V183H34V181H32L33 183H34V185L35 186H33V187H35V191L33 192V193H31V194H27V195H24V196H28V198L26 199V200H24V201H22L21 203H19V204H17V205H15L14 204V202H13V204H11V203H7V202H4V203H0V225L3 223V222H5V221H7L8 219H14L13 221L15 222V220L17 221V220H19L20 221V223H21V221H24V220H29V219H31V220H33L32 219V216L34 215V213L35 212H38V214H40V216L45 220L46 218H48V220L50 219L49 217H47V214H48V212H49V209H50V211L52 212V210H51V206H53L54 205V208H55V206L59 203V201H60V198L62 197V195L64 194V192L65 191H67L68 190V188H71L70 189V191L72 192V191H74V187L76 186V185H80V183H79V177L77 176V175H79V173H77V171L74 169H66V168H61V167H59V166H55V167H49V166H47V164L45 163V162H43ZM89 160V159H88ZM101 160V159H100ZM128 160V159H127ZM151 160V159H150ZM164 160V159H163ZM179 160V159H178ZM201 160H202V156H201ZM216 160V159H215ZM248 160V159H247ZM254 160V159H253ZM25 161V160H24ZM67 161H69V160H67ZM99 161V160H98ZM132 161V160H131ZM156 161V160H155ZM170 161H171V158H170ZM203 161V160H202ZM208 161V160H207ZM206 161V163H208ZM210 161H211V159H210ZM213 161V160H212ZM225 161V160H224ZM228 161H229V158H228ZM234 161H236V160H234ZM260 161V160H259ZM31 162V161H30ZM47 162V161H46ZM93 162H94V160H93ZM92 162V163H93ZM102 162V161H101ZM101 162H98V163H101ZM121 162H122V157H121ZM133 162V161H132ZM147 162H148V160H147ZM157 162V161H156ZM190 162H192V161H190ZM216 162V161H215ZM226 162H227V160H226ZM252 162V161H251ZM263 162V161H262ZM29 163V162H28ZM55 163V162H54ZM79 163V162H78ZM131 163V162H130ZM158 163V162H157ZM49 164V163H48ZM61 164V163H60ZM65 164V163H64ZM67 164V163H66ZM71 164V163H70ZM77 164V163H76ZM82 164H84L83 163V161H82ZM91 164V163H90ZM159 164V163H158ZM163 164V163H162ZM171 164V163H170ZM180 163H178L177 165H179ZM56 165V164H55ZM67 165H69V164H67ZM71 165H73V164H71ZM85 165V164H84ZM88 165H89V162H88ZM87 165V166H88ZM96 165L98 166V164L96 163ZM104 165V164H103ZM110 165V164H109ZM119 165V164H118ZM156 165V164H155ZM154 165V169L156 168V166ZM166 165V164H165ZM219 165V164H218ZM217 165V166H218ZM26 166H27V163H26ZM86 166V165H85ZM95 166V165H94ZM124 166V165H123ZM130 166V165H129ZM149 166V165H148ZM187 166V165H186ZM210 166V165H209ZM208 166V167H209ZM227 166V165H226ZM225 166V167H226ZM238 166V165H237ZM236 166V167H237ZM80 167V166H79ZM84 167V166H83ZM99 167V166H98ZM102 167H104V166H102ZM107 167V166H106ZM120 167V166H119ZM133 168L135 167V164L132 166ZM150 167V166H149ZM219 167V166H218ZM231 167V166H230ZM31 168H33V166L31 167ZM89 168V167H88ZM92 168H94V167H92ZM91 168V169H92ZM120 168H124V167H120ZM120 168H118V170L120 169ZM130 167H128V169H129ZM151 168V167H150ZM157 168H159V167H157ZM179 169H180V165H179V167H178ZM228 168V167H227ZM225 169L222 173H220V174H217L216 172H213V174L212 175H228V178H229V176L231 175V179L233 178V179H235L236 177H232L233 176V173H232V170L230 171L229 169ZM239 168V167H238ZM87 169V168H86ZM199 169V168H198ZM213 169V168H212ZM218 169H220V168H218ZM230 169H232V168H230ZM6 170V169H5ZM39 170V171H40ZM79 170H80V168H79ZM84 170V169H83ZM104 170V169H103ZM126 170H127V167H126ZM157 170H159V169H156L155 170V172L157 171ZM186 170V169H185ZM233 170H235V168L233 169ZM19 171H20V169H19ZM22 171V170H21ZM20 171V172H21ZM81 171V170H80ZM98 171V170H97ZM107 171V170H106ZM120 171V170H119ZM128 171V170H127ZM126 171V172H127ZM131 171V170H130ZM132 171H135V172H132ZM132 173H135L136 174V170L135 169H132ZM151 171V170H150ZM199 171V170H198ZM202 171V170H201ZM218 171V170H217ZM25 172H26V170H25ZM30 172H33V171H30L29 170V174H30ZM34 172H35V170H34ZM38 172V171H37ZM82 172V171H81ZM91 172V171H90ZM104 172V171H103ZM151 172H153V171H151ZM158 172V171H157ZM236 172V171H235ZM24 173V171L22 172V174ZM86 173V172H85ZM84 172H83V176L82 177H84V174H85ZM88 173V172H87ZM97 173V172H96ZM116 173H118V172H116ZM123 173H124V171H123ZM130 173V172H129ZM154 173V172H153ZM198 173V172H197ZM37 174V173H36ZM45 174V173H44ZM93 174V173H92ZM94 174H95V172H94ZM101 174H102V172H101ZM108 174V173H107ZM119 174H120V172H119ZM119 174H117L118 176H120ZM125 174V173H124ZM127 174H128V172H127ZM126 174V175H127ZM135 174H132L133 176H135ZM152 174V173H151ZM159 174H160V171H159ZM172 174V173H171ZM203 174H205V173H203ZM235 174V173H234ZM2 175H4V173L2 174ZM1 175V176H2ZM31 175V174H30ZM33 175V174H32ZM109 175V174H108ZM130 175V174H129ZM131 175V176H132ZM198 175V174H197ZM238 175V174H237ZM236 175V176H237ZM0 176V177H1ZM34 176V175H33ZM87 176H89L88 174H87ZM86 176V177H87ZM92 176V175H91ZM90 176V177H91ZM105 176V175H104ZM103 176V177H104ZM112 176V175H111ZM128 176V175H127ZM185 176H187V175H185ZM38 177V176H37ZM108 177V176H107ZM106 177V178H107ZM114 177V176H113ZM223 177V176H222ZM28 178V177H27ZM32 178V177H31ZM85 178V177H84ZM88 178V177H87ZM111 178V177H110ZM110 178H109V180H110ZM117 178V177H116ZM120 178V177H119ZM135 178V177H134ZM159 178V177H158ZM259 178V177H258ZM39 179V178H38ZM90 179V178H89ZM88 179V180H89ZM97 179V178H96ZM100 179V178H99ZM102 179V178H101ZM136 179V178H135ZM155 179V178H154ZM190 179H192V178H190ZM224 179H225V177H224ZM236 179H238V178H236ZM6 181H7V178L5 179ZM50 180V179H49ZM87 180V181H88ZM107 181H108V179H106ZM121 180V179H120ZM119 180V181H120ZM156 180V179H155ZM163 180V179H162ZM193 180V179H192ZM228 180V179H227ZM239 181H241L240 180V178L238 179ZM237 180V181H238ZM13 181V180H12ZM69 182L67 185H66V182ZM86 181V180H85ZM94 181V180H93ZM222 181V180H221ZM228 181H230V179L228 180ZM238 181V182H239ZM1 182V181H0ZM19 182V181H18ZM25 182H27L26 180H25ZM81 182V181H80ZM97 182V181H96ZM109 182H111V184L113 183V181H109ZM122 182V181H121ZM194 182V181H193ZM224 182V181H223ZM233 182V181H232ZM2 183V182H1ZM8 183V182H7ZM21 183V182H20ZM19 183V184H20ZM24 183V182H23ZM43 183H44V181H43ZM86 183V182H85ZM101 183H102V180H101ZM132 183V182H131ZM197 183V182H196ZM235 184H237L238 185V183L236 182V180H235V182H234ZM234 183H232V185L234 186ZM240 183V182H239ZM241 183H244V182H241ZM6 184V183H5ZM25 184V183H24ZM93 184V183H92ZM18 185V184H17ZM20 185H22V183L20 184ZM32 185V184H31ZM94 185H96L95 183H94ZM106 185V184H105ZM120 185H122V184H120ZM146 185V184H145ZM194 185V184H193ZM229 185H230V183H229ZM240 185V184H239ZM9 186V185H8ZM7 186V187H8ZM11 186V185H10ZM98 186V185H97ZM108 186V185H107ZM117 186V185H116ZM195 186V185H194ZM198 186V185H197ZM224 186H226V185H224ZM6 187V188H7ZM30 187V186H29ZM32 187V186H31ZM77 187V186H76ZM79 187V186H78ZM85 187V186H84ZM83 187V188H84ZM99 187V186H98ZM119 187V186H118ZM201 187V186H200ZM229 187H231V186H229ZM17 188V187H16ZM82 188V189H83ZM87 188H88V185H87ZM111 188H112V186H111ZM126 188V187H125ZM199 188V187H198ZM8 189H11L10 187H8ZM25 189V188H24ZM28 189V188H27ZM67 189V190H66ZM79 189V188H78ZM86 189V188H85ZM96 189H98V188H96ZM95 189V190H96ZM222 189V188H221ZM2 190L3 189H1V192H2ZM6 190V189H5ZM12 190V189H11ZM19 190V189H18ZM17 190V191H18ZM22 190H23V188H22ZM31 190H32V188H31ZM107 190V189H106ZM111 190V189H110ZM115 190V189H114ZM119 190L121 191L122 189H120L119 188ZM145 190V189H144ZM147 190V189H146ZM155 190V189H154ZM231 190V189H230ZM69 191V192H70ZM100 191H101V188H100ZM156 191V190H155ZM229 191V190H228ZM21 192V191H20ZM20 192H18V193H20ZM25 192V191H24ZM85 192V191H84ZM96 192V191H95ZM94 192V193H95ZM98 192V191H97ZM117 192L119 193V191L117 190ZM123 192V191H122ZM221 192V191H220ZM236 192V191H235ZM17 193V192H16ZM18 193H17V195H18ZM26 193H27V190H26ZM77 193H78V191H77ZM83 193V192H82ZM99 193V192H98ZM97 193V194H98ZM124 193V192H123ZM67 194V193H66ZM65 194V195H66ZM74 194V193H73ZM85 194V193H84ZM101 194V193H100ZM124 194H126V193H124ZM11 195H13L12 193H10V196ZM226 195V194H225ZM19 196V195H18ZM23 196V195H22ZM94 196V195H93ZM106 196H107V194H106ZM122 196V195H121ZM127 196V195H126ZM158 196V195H157ZM8 197V196H7ZM69 197V196H68ZM86 197H88L87 195H86ZM101 197V196H100ZM160 197V195L158 196V198ZM0 198H1V194H0ZM9 198V197H8ZM99 198V197H98ZM108 198H109V196H108ZM127 198V197H126ZM21 199V198H20ZM23 199V198H22ZM25 199V198H24ZM91 199V198H90ZM90 199H88V200H90ZM101 199H102V197H101ZM119 199V198H118ZM8 200V199H7ZM68 200V199H67ZM73 200V199H72ZM117 200V199H116ZM200 200H201V202H202V199L200 198ZM205 200V199H204ZM85 201V200H84ZM104 201H105V199H104ZM156 201H158V199L156 200ZM206 201V200H205ZM72 202H74V200L72 201ZM85 202H88V201H85ZM106 203V202H105ZM107 203H108V201H107ZM110 203V202H109ZM108 203V204H109ZM118 203H119V200H118ZM129 203V202H128ZM160 203H162V202H160ZM256 203V202H255ZM101 203L99 202V205H100ZM126 204V203H125ZM197 204V203H196ZM128 205H130V204H128ZM163 205V204H162ZM223 205V204H222ZM229 205V204H228ZM69 206V205H68ZM114 206V205H113ZM203 207L205 206V204H203L202 205ZM212 206V205H211ZM225 206V205H224ZM164 207V206H163ZM56 208H57V206H56ZM55 208V209H56ZM59 208V207H58ZM111 209V208H110ZM115 209V208H114ZM125 209V208H124ZM157 209H159L158 207H157ZM202 210H203V208H201ZM200 209V210H201ZM223 209V208H222ZM59 211H60V208L58 209ZM113 210V209H112ZM205 210H208L207 209V207H206V209ZM51 212L49 213L50 214V216H51ZM116 212V211H115ZM129 212H130V210H129ZM158 212V211H157ZM161 212V211H160ZM204 212V211H203ZM117 213V212H116ZM131 215H133V212H132V210H131ZM162 213V212H161ZM205 213H209L208 211H205ZM52 214H53V212H52ZM55 214H57V212L55 213ZM110 214H111V212H110ZM118 214V213H117ZM156 214V213H155ZM204 214V213H203ZM202 214V215H203ZM164 215V214H163ZM162 215V216H163ZM201 215V214H200ZM207 216L209 215V214H206ZM205 215V216H206ZM57 216V215H56ZM58 216H60V215H58ZM158 216V215H157ZM161 216V215H160ZM165 216V215H164ZM171 216V215H170ZM206 216V218H208ZM46 217V218H45ZM52 217V216H51ZM102 217V216H101ZM38 219H39V217H37ZM58 218V217H57ZM162 218V217H161ZM202 218H203V216H202ZM205 218V222H206V219ZM53 219H54V217H53ZM62 219V218H61ZM167 219H168V217H167ZM166 219V220H167ZM204 219V218H203ZM262 219V218H261ZM47 220V219H46ZM52 219H50V221H51ZM63 220V219H62ZM61 220V221H62ZM111 220H113V219H111ZM251 220H252V218H251ZM39 221V220H38ZM53 221H55L56 222V220H53ZM60 221V222H61ZM121 221V220H120ZM140 222H141V219L139 220ZM165 221V220H164ZM168 221H169V219H168ZM167 221V222H168ZM201 221V220H200ZM256 221V220H255ZM46 222H48V221H46ZM59 222V223H60ZM122 222H123V220H122ZM158 222V221H157ZM174 222V221H173ZM260 222H262L261 220H260ZM9 223V222H8ZM13 223V222H12ZM16 223V222H15ZM32 223V222H31ZM43 223H44V221H43ZM53 223V222H52ZM51 223V224H52ZM142 223V222H141ZM159 223V222H158ZM204 222H203V220H202V224H203ZM249 223V222H248ZM248 223H247V226H248ZM252 223V222H251ZM250 223V224H251ZM255 223V222H254ZM19 224V223H18ZM29 224V223H28ZM67 224V223H66ZM75 224V223H74ZM124 224V223H123ZM174 224H175V222H174ZM177 224V223H176ZM199 225H200V223H198ZM206 225H208L207 223H205ZM249 224V225H250ZM11 225H14V224H11ZM21 225H24L23 223L21 224ZM53 225V224H52ZM57 225H58V221H57ZM60 225V224H59ZM62 225H64L63 224V222H62ZM68 226H69V224H67ZM117 225V224H116ZM125 225V224H124ZM124 225H123V227H124ZM137 225V224H136ZM139 225V224H138ZM204 225V224H203ZM210 225V224H209ZM213 225V224H212ZM18 226V225H17ZM30 226V225H29ZM40 226H42V224L40 225ZM65 226V225H64ZM63 226V227H64ZM170 226V225H169ZM205 226V225H204ZM261 226V225H260ZM14 227H16V226H14ZM25 227V226H24ZM75 227H76V225H75ZM165 227V226H164ZM172 227V226H171ZM177 227V226H176ZM201 227H203L202 225H201ZM206 227H208V226H206ZM252 227V226H251ZM2 228V227H1ZM42 228H45V227H43L42 226ZM68 228H70V226L68 227ZM77 228V227H76ZM75 228V229H76ZM82 227H80L79 229H81ZM127 228V227H126ZM125 228V229H126ZM211 228V227H210ZM253 228V227H252ZM3 229V228H2ZM17 229V228H16ZM39 229V228H38ZM63 229V228H62ZM91 229V228H90ZM121 229H122V226H121ZM171 229V228H170ZM177 229H179V230H181L180 228H178L177 227ZM177 229H175L176 231H177ZM197 229V228H196ZM256 229V228H255ZM258 229V228H257ZM4 230V229H3ZM21 230H22V227H21ZM41 230L42 229H40V230H38V231H40L41 232ZM44 231H45V229H43ZM61 230V229H60ZM66 230V229H65ZM70 230H72V228H70ZM89 230V229H88ZM123 230H124V228H123ZM122 230V231H123ZM173 230H174V228H173ZM204 230V229H203ZM62 231V230H61ZM69 231V230H68ZM94 232H96L95 230H93ZM131 231H132V229H131ZM182 231V230H181ZM181 231H179V232H181ZM250 231V230H249ZM261 231V230H260ZM4 232V231H3ZM43 232V231H42ZM84 232V231H83ZM90 232V231H89ZM127 232L129 233V231H128V229H127ZM137 232V231H136ZM210 232V231H209ZM54 234H55V236L56 237H58L57 239H58V242H60L59 240H61V242L64 240V239H61V237H60V239H59V236H57L58 234H56V228H55V232H53ZM92 233V232H91ZM97 233V232H96ZM173 233V232H172ZM197 233V232H196ZM251 233H252V231H251ZM43 235H45V233L43 232L42 233ZM53 234V235H54ZM85 234V233H84ZM135 234V233H134ZM175 234V233H174ZM174 234L172 235V238H173V236H174ZM256 234V233H255ZM261 234V233H260ZM43 235H41V236H43ZM73 235H74V233H73ZM76 235V234H75ZM89 235V234H88ZM170 235V234H169ZM178 235H179V233H178ZM177 235V236H178ZM206 235V234H205ZM79 236H80V233H79ZM195 236V235H194ZM209 236V235H208ZM10 237V236H9ZM12 237V236H11ZM55 237V238H56ZM76 237H78V236H76ZM126 237H127V234H126ZM133 237V236H132ZM136 237V236H135ZM175 237V236H174ZM211 237V236H210ZM255 237V236H254ZM42 238V237H41ZM40 238V239H41ZM43 238H45L44 236H43ZM52 238L54 239V237L52 236ZM71 238V237H70ZM81 238V237H80ZM130 238H131V236H130ZM137 238V240L139 239L138 237H136ZM136 238H135V241H137L136 240ZM176 238V237H175ZM186 238V237H185ZM203 238V237H202ZM206 238V237H205ZM208 238V237H207ZM2 239V238H1ZM77 239V241H78V238H76ZM84 239H87V238H84ZM129 239V238H128ZM140 239H141V237H140ZM201 239V238H200ZM208 239H210V238H208ZM243 239V238H242ZM261 239V238H260ZM10 240H12L11 238H10ZM52 240V239H51ZM174 240V239H173ZM184 240V239H183ZM241 240V239H240ZM251 240V239H250ZM264 240V239H263ZM3 242L5 241V240H2ZM41 241V240H40ZM52 241H55V242H57V240H52ZM65 241V240H64ZM64 241H63V244H64ZM87 241V240H86ZM129 241H130V239H129ZM132 242L131 241V244L133 245V243H136V242ZM140 241V240H139ZM138 241V242H139ZM25 242H26V240H25ZM42 242V241H41ZM66 242V241H65ZM80 242V241H79ZM174 242V241H173ZM252 243H253V241H251ZM254 242H255V240H254ZM259 242V241H258ZM12 243V242H11ZM16 243H18V242H16ZM19 243H22V241H19ZM18 243V244H19ZM27 243H28V245L26 244V243H22L23 244V246L22 245H20V248L22 249L23 247H25V248H23V249H26V247H28V249L30 248L29 247V243L30 242H28L27 241ZM144 243V242H143ZM143 243H141V242H139V246H144L145 245V249H146V251H147V245H148V243L147 244H144V245H140V244H143ZM146 243V242H145ZM169 243H170V241H169ZM178 243V242H177ZM180 243V242H179ZM178 243V244H179ZM210 243H211V240H210ZM221 243V242H220ZM262 243V242H261ZM260 243V244H261ZM18 244H16V246L15 245H13V246H15L16 247V249L17 248H19V247H17V245ZM30 244H35V243H33V242H31ZM87 244V243H86ZM86 244H84V245H81V247L82 246H85ZM245 244H246V242H245ZM6 245V244H5ZM10 245V244H9ZM53 245H55V243L53 244ZM59 245V244H58ZM60 245H61V243H60ZM60 245H59V247H60ZM65 245H68V244H66L65 243ZM88 245V244H87ZM129 245H130V243H129ZM134 245H136V244H134ZM150 245V244H149ZM153 245V244H152ZM174 245H176L175 243H174ZM31 246V245H30ZM171 246V245H170ZM180 246V245H179ZM254 246V245H253ZM15 247H13V249L15 248ZM138 247V246H137ZM208 247V246H207ZM207 247H206V249H207ZM250 247V246H249ZM256 247V246H255ZM257 247H259V246H257ZM63 248H65L64 247V245H63ZM66 248H68V247H66ZM65 248V249H66ZM83 248V247H82ZM89 248V247H88ZM88 248H85L86 250L88 249ZM173 248V247H172ZM177 248V247H176ZM205 248V247H204ZM252 248V247H251ZM263 248V247H262ZM13 249H12V251H13ZM15 249V252H17V250ZM28 249H26V253L27 252H30V251H27ZM142 251H144L145 252V250H144V248L142 247ZM196 249H198V248H196ZM209 249V248H208ZM222 249V248H221ZM3 250V249H2ZM1 250V251H2ZM70 250V249H69ZM90 250V249H89ZM89 250H87V251H89ZM111 250H113V249H111ZM148 250H150L149 249V247H148ZM203 250V249H202ZM205 250V249H204ZM254 250V249H253ZM20 251H22V250H20ZM24 251V250H23ZM65 251V250H64ZM68 251V250H67ZM84 251V250H83ZM91 251H92V249H91ZM192 251H194V250H192ZM211 251V250H210ZM223 251V250H222ZM248 251V250H247ZM4 252V251H3ZM2 252V253H3ZM25 252V251H24ZM23 252V253H24ZM37 252H39V251H37ZM45 252V251H44ZM96 252V251H95ZM212 252V251H211ZM227 252V251H226ZM40 253H42V252H40ZM48 253V252H47ZM46 253V254H47ZM85 253V252H84ZM92 253V252H91ZM94 253V252H93ZM101 253H102V256H104L103 255V253H105V255H106V251L104 252H102L101 251ZM101 253H99V254H101ZM121 253V252H120ZM141 253H143V252H141ZM155 253H156V251H155ZM157 253H158V251H157ZM228 253V252H227ZM249 253V252H248ZM20 254V253H19ZM21 254H22V252H21ZM35 255L36 254V250H35V253H33V251H32V254H31V257H28V259H32V255ZM39 254V253H38ZM45 254V255H46ZM87 254V253H86ZM97 254H98V252H97ZM96 254V255H97ZM98 254V255H99ZM114 253L112 252V255H113ZM116 254H119V252L118 253H116ZM115 254V255H116ZM149 254V253H148ZM206 254V253H205ZM246 254H247V252H246ZM27 255V254H26ZM39 255H41V254H39ZM39 255H37L38 257H39ZM43 255H44V253H43ZM42 255V256H43ZM48 255V254H47ZM95 255V254H94ZM93 255V257H95ZM98 255L95 257V258H98V259H95L96 261L97 260H99L102 256H100L99 255V257H98ZM114 255V256H115ZM124 255V254H123ZM141 255H144V254H141ZM150 255V254H149ZM152 255H154V254H152ZM23 256H24V254H23ZM27 256H30L29 254L27 255ZM41 256V257H42ZM89 257H90V255H88ZM146 256V254L144 255V257ZM157 256H160V255H157ZM221 256V255H220ZM92 257V256H91ZM122 257V256H121ZM143 257V258H144ZM147 257H149L148 255H147ZM151 257V256H150ZM149 257V258H150ZM22 258V257H21ZM24 258V257H23ZM30 259V260H31ZM40 259V260H39ZM39 259H38V261L42 264L43 263V261H45L44 259L42 260V258H40L39 257ZM83 259V258H82ZM104 259H106L105 258V256H104ZM153 259V258H152ZM151 259V260H152ZM1 260V259H0ZM24 260V259H23ZM41 260H42V262H41ZM48 260H49V257H48ZM53 260V259H52ZM52 260H49V261H52ZM93 260V259H92ZM102 260V259H101ZM100 260V261H101ZM161 260V259H160ZM165 260H167V259H165ZM169 260H170V258H169ZM220 260V259H219ZM26 261V260H25ZM29 260H27L26 262H28ZM47 261V260H46ZM48 261V263H51V262H49ZM100 261H97V262H99L100 263ZM104 261V260H103ZM146 261V260H145ZM30 262V261H29ZM68 262V261H67ZM137 262V261H136ZM150 262V261H149ZM166 262V261H165ZM5 263H6V261H5ZM35 263V262H34ZM39 263V264H40ZM59 263V262H58ZM62 264H64L65 263V261H64V263L63 262H61ZM93 263V262H92ZM96 263V262H95ZM106 263V262H105ZM117 263V262H116ZM128 263V262H127ZM137 263H139V262H137ZM156 263V262H155ZM0 264H1V262H0ZM7 264V263H6ZM57 264V263H56ZM97 264V263H96ZM102 264H103V262H102ZM161 264H163V263H161Z\"/></svg>",
    "mask_w": 264,
    "mask_h": 264
}]
</instances>
